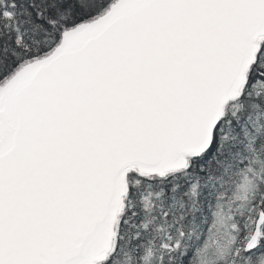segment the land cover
<instances>
[{
    "label": "snow or ice",
    "instance_id": "6c2138e0",
    "mask_svg": "<svg viewBox=\"0 0 264 264\" xmlns=\"http://www.w3.org/2000/svg\"><path fill=\"white\" fill-rule=\"evenodd\" d=\"M0 264H264V0H0Z\"/></svg>",
    "mask_w": 264,
    "mask_h": 264
}]
</instances>
